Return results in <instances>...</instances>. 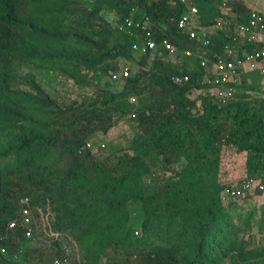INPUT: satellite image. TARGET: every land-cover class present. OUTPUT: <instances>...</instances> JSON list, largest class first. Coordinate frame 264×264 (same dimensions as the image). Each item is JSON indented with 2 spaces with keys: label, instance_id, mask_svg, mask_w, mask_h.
Returning <instances> with one entry per match:
<instances>
[{
  "label": "trees",
  "instance_id": "16d2710c",
  "mask_svg": "<svg viewBox=\"0 0 264 264\" xmlns=\"http://www.w3.org/2000/svg\"><path fill=\"white\" fill-rule=\"evenodd\" d=\"M193 1L199 22L227 24L208 34L212 67L253 9L246 0H228L227 11L221 0ZM184 9L177 0H0V247L9 254L28 242L21 221L8 230L28 198L76 242L77 264H264L261 75L243 73L237 95L219 102L202 82L200 44L178 27ZM113 12L149 23L179 54L134 51ZM134 53L137 72L114 81ZM178 56L197 70L175 64ZM36 71L65 78L69 92L45 95ZM175 75L190 81L177 85ZM129 117L128 146L93 144ZM227 150L245 155V182L261 188L238 197L222 183ZM57 245L34 264H52ZM2 256L0 264H17Z\"/></svg>",
  "mask_w": 264,
  "mask_h": 264
},
{
  "label": "built area",
  "instance_id": "2783aa9c",
  "mask_svg": "<svg viewBox=\"0 0 264 264\" xmlns=\"http://www.w3.org/2000/svg\"><path fill=\"white\" fill-rule=\"evenodd\" d=\"M184 7V11L178 20V27L187 32L191 40L200 44V52L196 56L200 65L205 69L206 74L203 84L211 88V92L216 96L219 102H226L234 98L238 93V87L241 84L243 73L258 71L264 76V14L253 10L251 17L246 23L238 24L232 31L233 43H228L223 47L222 53L215 57L212 67L208 57V48L211 40L206 32H201L198 28L199 9L193 0H177ZM228 0H221L220 8L228 10ZM226 21H219L217 28H222ZM116 29L126 36L135 39L132 49L138 53L147 54L156 52L159 49L168 52L171 55L179 54V49L175 47L169 39H163L157 42L149 29L150 24L141 25L136 23L133 16L119 20ZM243 47L244 57L239 55V50ZM183 55L187 58L194 57L192 51H184ZM131 71L125 69L120 73L113 74V80L126 79L131 77ZM173 83L183 85L190 81L188 75H175L172 78ZM131 104L136 103V98L129 99ZM132 118H135L133 115ZM91 147V144L88 145ZM260 181L245 182L242 186H232L234 196H241L245 191H253L256 187L261 188ZM230 194V190L225 192ZM18 220H13L8 230L13 232L17 229L18 222L24 225L25 237L28 242L42 240V234L46 236L49 245L58 243L55 251L59 254L52 264H73V255L69 245L73 240L67 234L56 233L52 230L50 224V211L46 213L34 208L30 199H23ZM8 249L0 247V252L6 254Z\"/></svg>",
  "mask_w": 264,
  "mask_h": 264
},
{
  "label": "rangeland",
  "instance_id": "374dc122",
  "mask_svg": "<svg viewBox=\"0 0 264 264\" xmlns=\"http://www.w3.org/2000/svg\"><path fill=\"white\" fill-rule=\"evenodd\" d=\"M246 3L251 9L257 10L264 14V0H246ZM118 19H120L118 13L113 12L111 14V20L114 25L119 21ZM198 25L199 30L201 32H206L207 34H211L219 29L216 26H207L204 22L201 21H198ZM172 59L175 61V64H182L184 68L188 64L189 66H191L192 70H197L196 60H184L181 56H178L176 58L172 57ZM139 61L140 54H132V59L124 62L122 71L125 69H129L132 75L135 74L138 69ZM27 72H30V69L29 71L27 70ZM36 75L41 82L42 90L45 95L55 96V94L57 93H68V89L72 85L65 78L60 76L57 77L50 71H36ZM261 79V88L259 91H255L254 94H256L257 96L260 95L262 97L264 96V76H261ZM132 122L133 121L131 117L127 118L108 137L98 138L93 144H96V146H98L99 144H104L106 147L109 145L119 146V144L123 145L124 147L128 146L130 139L133 136L134 127L136 126ZM245 174V155H239L234 151H225L222 162V183L230 186L240 187L243 185V183H245ZM252 192H254V190ZM255 200L257 204H263L264 195L262 197H257ZM39 210L46 213L40 208ZM132 217L136 218L137 214L133 213ZM48 241L49 239L42 234V240H36L34 242H24V244L22 245L23 248L20 252H15L13 255L7 252L6 254H2L4 255L2 257L9 258L17 264H34L36 263V259L39 260L40 258H42L45 247H49V244L47 243ZM69 247L73 255V263H79L81 259V253L79 251L78 245L73 240L72 244L69 245Z\"/></svg>",
  "mask_w": 264,
  "mask_h": 264
}]
</instances>
